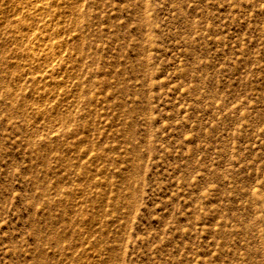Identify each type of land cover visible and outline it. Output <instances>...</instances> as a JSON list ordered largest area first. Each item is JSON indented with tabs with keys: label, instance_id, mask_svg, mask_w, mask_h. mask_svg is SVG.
Returning a JSON list of instances; mask_svg holds the SVG:
<instances>
[{
	"label": "rangeland",
	"instance_id": "obj_1",
	"mask_svg": "<svg viewBox=\"0 0 264 264\" xmlns=\"http://www.w3.org/2000/svg\"><path fill=\"white\" fill-rule=\"evenodd\" d=\"M0 264H264V0H0Z\"/></svg>",
	"mask_w": 264,
	"mask_h": 264
}]
</instances>
